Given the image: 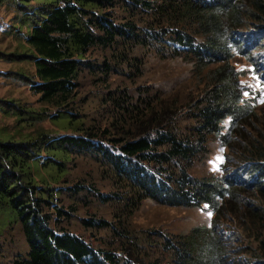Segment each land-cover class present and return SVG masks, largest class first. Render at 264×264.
<instances>
[{
    "label": "trees",
    "instance_id": "trees-1",
    "mask_svg": "<svg viewBox=\"0 0 264 264\" xmlns=\"http://www.w3.org/2000/svg\"><path fill=\"white\" fill-rule=\"evenodd\" d=\"M12 1L31 19L26 41L33 48L36 79L30 87L41 101L59 108L53 114L56 119L71 122L74 117L63 108L71 104L83 57L93 47L124 49L131 42H153L190 56L203 74V85L189 107L194 120L190 132L177 126L176 98L161 97L146 87L135 100L124 90L107 93L106 102L116 111V118L101 131L109 147L93 141L94 134L99 135L86 130V136L51 139L45 148L59 151V156L70 148L100 153L121 190L109 196L95 193L104 202L114 196L130 212L146 198L170 206L206 204L212 210L208 226L178 234L155 231L158 241L150 246L159 247L165 257L147 264H264V103L256 109L244 99L246 87L231 64L234 51L242 47L236 35L242 19L264 28V0L128 1L131 9L150 15L142 33L132 20H115L111 10L120 0ZM256 35L263 38L264 30ZM110 68L104 61L101 73L107 76ZM227 117L230 125L222 132ZM210 135H217L228 148L235 167L220 176H193L191 160L207 152ZM38 147L27 140H0V207H8L17 218L28 246L26 255L15 257L12 264H142L133 239L122 241L117 254L51 224L47 189L36 181L38 164L41 167ZM62 161L47 156L42 168L62 172ZM53 207L59 216L70 214ZM84 224L109 228L121 239L129 237L121 222L86 219ZM234 243L243 247L242 260L230 256L241 248H231Z\"/></svg>",
    "mask_w": 264,
    "mask_h": 264
},
{
    "label": "rangeland",
    "instance_id": "rangeland-1",
    "mask_svg": "<svg viewBox=\"0 0 264 264\" xmlns=\"http://www.w3.org/2000/svg\"><path fill=\"white\" fill-rule=\"evenodd\" d=\"M128 1L131 0H120L121 3L111 12L117 22L134 21L138 32L142 33L149 25L150 15L139 8L131 9L127 6ZM23 12L12 0L0 1V140H27L39 146L37 151L41 167L38 164L36 181L38 187L47 189L44 197L51 201V205L46 207V211L56 228L63 227L82 236L91 245L113 250L117 254H120L122 241L133 239L138 244L142 264L156 258L163 259L165 254L158 251L161 249L150 246L158 241L155 231L178 234L196 225H210L213 212L206 204L199 207L170 206L146 198L130 212L124 202L114 196L104 202L95 193L98 191L109 196L120 194L121 190L100 153L70 148L59 156L56 154L59 151L54 154L45 147L49 140L61 135L86 136V130L99 135L94 134L93 141H103V145L109 147L101 131L116 118V111H113L111 103L106 102L107 93L118 94L124 90L135 100L140 98L146 87L152 92L157 91L161 97L176 98L177 126L182 132H190L194 120L189 116V107L203 85V74L197 72L192 59L184 52L174 54L169 46H156L153 42L150 45L131 42L124 49L121 46L93 47L83 57L84 63L75 79L77 86L71 104L63 108L75 113L74 117L71 122L69 118L56 119L53 114L59 113V108L41 101L39 94L30 87V82L36 79L33 48L26 41L31 19H26L27 15ZM242 22L243 26L236 30L242 47L234 51L231 64L246 87L244 99L259 109L264 103V37L256 34L264 28L256 26L252 20L242 19ZM104 61L111 66L107 76L100 69ZM229 125L230 118L227 117L222 122V132ZM229 154L219 137L210 135L207 152L191 160L189 171L197 177L224 175L235 167ZM47 156L63 159V171L58 173V168L50 166L42 168ZM54 205L70 214L59 216L53 210ZM209 211L211 217L207 215ZM86 219H104L116 225L124 223L129 237L121 239L109 228L85 225ZM239 246L240 249L230 252L235 260L244 257V253L239 252L242 245L234 243L231 248ZM27 251L19 221L8 207L1 206L0 264H12L15 257L25 256Z\"/></svg>",
    "mask_w": 264,
    "mask_h": 264
},
{
    "label": "snow or ice",
    "instance_id": "snow-or-ice-1",
    "mask_svg": "<svg viewBox=\"0 0 264 264\" xmlns=\"http://www.w3.org/2000/svg\"><path fill=\"white\" fill-rule=\"evenodd\" d=\"M221 159H222V158H221ZM207 215H208L209 217H211L212 213L209 211V212L207 213Z\"/></svg>",
    "mask_w": 264,
    "mask_h": 264
}]
</instances>
